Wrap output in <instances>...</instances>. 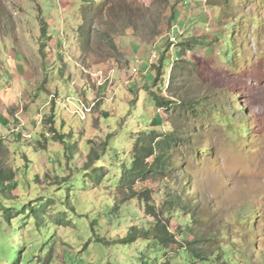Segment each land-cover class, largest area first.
<instances>
[{"label": "rangeland", "instance_id": "1", "mask_svg": "<svg viewBox=\"0 0 264 264\" xmlns=\"http://www.w3.org/2000/svg\"><path fill=\"white\" fill-rule=\"evenodd\" d=\"M0 99L17 129L0 137V264L21 241L31 264H179L183 242L264 264V0H0ZM199 103L222 116L183 113ZM152 130L181 141L136 187L180 200L163 251L117 190Z\"/></svg>", "mask_w": 264, "mask_h": 264}, {"label": "trees", "instance_id": "2", "mask_svg": "<svg viewBox=\"0 0 264 264\" xmlns=\"http://www.w3.org/2000/svg\"><path fill=\"white\" fill-rule=\"evenodd\" d=\"M44 33L45 31L42 30ZM44 35V34H43ZM113 43V42H111ZM229 47V46H228ZM230 51L226 49L225 55L228 56ZM232 55V52H231ZM229 58V57H228ZM160 63L163 62V57H159ZM158 75L160 74V69L158 68ZM156 107L162 108L164 110L168 109L171 105L175 104L171 100L165 99L163 97H157L153 100ZM177 105V104H175ZM182 104H178L180 106ZM201 111L205 116L210 115V113L215 116H222V113L212 105L201 104L199 105H185L183 106V113L188 115L189 113L194 114L195 111ZM233 116H225V120H220V122L230 124L231 118ZM143 135V136H142ZM142 135L138 136L132 146V162L129 168H127L119 181L117 190H122L126 194V201L129 200H140L144 205L145 217H152L154 219V224L152 229L146 228L142 235L146 236V240H151L155 247L160 250H165L169 245H177V240L174 234L169 230V221L167 216L170 214L171 217L175 216L176 213L181 209L180 200L176 198L172 193L165 195L163 202L156 206L147 193H139L136 190L139 183L158 175H164L170 167L172 156L178 148L180 138L177 136L175 131H170L168 133H159L154 130L150 132H144ZM54 140H58V137H53ZM94 152L92 153V155ZM98 159V155L95 154L94 160ZM93 163L92 160L90 161ZM5 174L0 173V180L5 182L8 177ZM186 185V183L184 184ZM2 203L0 202V207ZM3 217L6 221L10 223L11 218L14 216L11 214L10 209H3ZM176 212V213H175ZM12 232L11 238L13 236V230L8 229ZM184 232V231H183ZM17 235V233H15ZM14 234V235H15ZM220 236H214L213 239H217ZM140 236L136 234L129 233V235L121 240V243H133ZM28 245L25 241H21L18 245L19 248L23 249ZM18 247L9 245L6 247L4 254L5 259L1 262L2 264H31L29 260H23L20 256ZM177 247V248H176ZM176 256L178 258L179 264H229L230 255L229 250L225 246H218L213 251L208 248L198 247L194 242H183L179 246H176ZM168 262V263H167ZM232 263V261H231ZM45 264V263H41ZM161 264H172L166 261Z\"/></svg>", "mask_w": 264, "mask_h": 264}, {"label": "crops", "instance_id": "3", "mask_svg": "<svg viewBox=\"0 0 264 264\" xmlns=\"http://www.w3.org/2000/svg\"><path fill=\"white\" fill-rule=\"evenodd\" d=\"M9 102H11L10 99H8V100L4 99V101L0 99V137H2V138H3L2 135H5L8 128H10V131L8 133L14 132L17 130V129L13 130L10 127L12 120H11V118L9 119V117L5 111V108L6 109L9 108V105H14V103H15V102H13V103L12 102L9 103Z\"/></svg>", "mask_w": 264, "mask_h": 264}, {"label": "built area", "instance_id": "4", "mask_svg": "<svg viewBox=\"0 0 264 264\" xmlns=\"http://www.w3.org/2000/svg\"><path fill=\"white\" fill-rule=\"evenodd\" d=\"M26 138H31V136L30 135H27Z\"/></svg>", "mask_w": 264, "mask_h": 264}]
</instances>
